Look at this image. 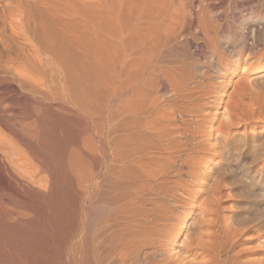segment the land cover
Segmentation results:
<instances>
[{"label":"bare ground","instance_id":"obj_1","mask_svg":"<svg viewBox=\"0 0 264 264\" xmlns=\"http://www.w3.org/2000/svg\"><path fill=\"white\" fill-rule=\"evenodd\" d=\"M229 1L0 0V264H264L219 182L198 202L242 155L222 86L199 108Z\"/></svg>","mask_w":264,"mask_h":264},{"label":"rangeland","instance_id":"obj_2","mask_svg":"<svg viewBox=\"0 0 264 264\" xmlns=\"http://www.w3.org/2000/svg\"><path fill=\"white\" fill-rule=\"evenodd\" d=\"M260 6L257 1L243 3L237 0H230L225 5V13L221 21L224 28L218 41V48L228 70L215 65L214 58L209 54H205V57H201V61L196 63L198 73L201 70L208 73V79L206 78L204 82L206 85L203 87L204 92H201L199 97L200 116L210 118L203 112L209 111L208 107L211 103L207 102L213 98L212 92L222 86L223 95L219 98L222 102L220 112L223 111L226 103L230 104L232 115H236L233 116L236 125L230 129L231 134L226 132L219 134L218 149L221 152L220 148H223V151L229 148L233 163L239 154H242L240 161H236L237 166H231V169L222 167L221 156L212 157L205 172L208 179L206 178L197 188L204 190L198 201L202 202L203 199L211 196V190L216 183L221 182L220 185L218 183L217 190L221 197V205L225 207L226 224L238 230L240 240L248 239L251 241L250 246L264 251V18L257 19L255 14H251L262 8ZM224 74L228 75L230 82L220 84ZM239 79L243 82H238ZM213 109L216 110L217 106ZM220 120L221 115L211 124L218 127ZM221 143L228 148H224ZM223 170H226V173ZM69 245L71 247L66 248L68 252H65L64 248L65 254L72 249V243Z\"/></svg>","mask_w":264,"mask_h":264}]
</instances>
